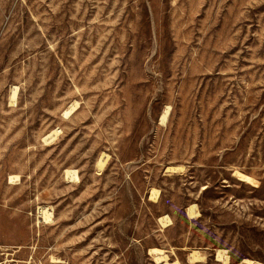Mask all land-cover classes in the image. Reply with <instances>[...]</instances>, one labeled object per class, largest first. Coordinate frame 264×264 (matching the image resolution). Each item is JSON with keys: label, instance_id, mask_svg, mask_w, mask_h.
Returning <instances> with one entry per match:
<instances>
[{"label": "rangeland", "instance_id": "obj_1", "mask_svg": "<svg viewBox=\"0 0 264 264\" xmlns=\"http://www.w3.org/2000/svg\"><path fill=\"white\" fill-rule=\"evenodd\" d=\"M151 248L264 263V0H0V264Z\"/></svg>", "mask_w": 264, "mask_h": 264}, {"label": "bare ground", "instance_id": "obj_2", "mask_svg": "<svg viewBox=\"0 0 264 264\" xmlns=\"http://www.w3.org/2000/svg\"><path fill=\"white\" fill-rule=\"evenodd\" d=\"M18 92H19L18 86H15V87L12 88L11 93H10L11 106L16 104L17 97H18ZM78 107H79V104H78V101H77L76 103L72 104V106L64 112V117L66 119L70 118V116L75 112V110ZM169 112H170V108L169 107H167L163 111V113L161 115V118H160V123L162 125L166 124ZM60 132H61L60 129L53 130L51 133H49L48 135H46L44 137V142L47 143V144L52 143L55 140V138L58 137ZM107 158H108V156L105 153L101 154L100 159L97 162V168H98L99 171H102V169L104 168ZM180 170H181V168L173 169V171H180ZM64 174H65V179L69 183L79 182L80 178H79L78 172L76 170L67 169ZM236 175L241 177L246 182H249L251 184L254 183V180L252 178L244 176V175H242L240 173H236ZM18 180H19L18 176H10L9 184L13 185ZM151 199L154 200L155 202H158V191L157 190H153L152 191ZM186 213H187V215H188V217L190 219L197 218L199 216L198 206L196 204L191 205L186 210ZM39 215L43 218L44 222L50 223V222L53 221V213L51 212V209H48L47 207H40L39 208ZM159 222L162 225V227L167 228V227H169L171 225L172 220H171V218L168 215H165V216L160 217ZM149 255L152 256V258L155 261V264H179L177 261L176 262H172L170 257H169V255L167 254V251L164 250L163 248H151L149 250ZM217 258H218V260H223L227 264H230V262L227 260V259H229L228 253L225 250L217 249ZM205 260H206V255H205L204 250L193 249L189 253L188 261L191 264L204 263ZM240 264H264V263L260 262V261H257V260L244 258L240 262Z\"/></svg>", "mask_w": 264, "mask_h": 264}]
</instances>
